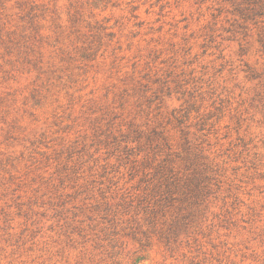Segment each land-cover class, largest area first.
Wrapping results in <instances>:
<instances>
[{
  "label": "rangeland",
  "instance_id": "1",
  "mask_svg": "<svg viewBox=\"0 0 264 264\" xmlns=\"http://www.w3.org/2000/svg\"><path fill=\"white\" fill-rule=\"evenodd\" d=\"M0 264H264V0H0Z\"/></svg>",
  "mask_w": 264,
  "mask_h": 264
}]
</instances>
